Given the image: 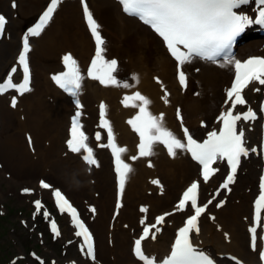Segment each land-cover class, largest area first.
<instances>
[{"label":"bare ground","instance_id":"6f19581e","mask_svg":"<svg viewBox=\"0 0 264 264\" xmlns=\"http://www.w3.org/2000/svg\"><path fill=\"white\" fill-rule=\"evenodd\" d=\"M48 1L0 0V6L10 11L4 37L11 25L20 39L27 35L26 27ZM13 2L15 8L12 7ZM84 2L88 4L105 41L104 58L117 61L113 75L118 81L128 83V88L106 87L87 77V70L95 55V42L85 20ZM7 38L6 44L0 45V76L5 73L11 75L10 68L16 63L21 46V42L17 47L14 41L9 40V35ZM255 43L254 39H250L238 45L236 57L250 54ZM66 54H71L77 61L85 77L79 91L82 130L88 136L87 143L93 148L100 165L90 170L80 154L71 153L67 147L72 116L77 111L74 98L52 79L53 75L66 71L63 64ZM29 56L33 67L31 91L23 95L16 91L0 95V173L11 172L10 187L32 178V184L41 196L50 192L38 186L40 178L36 182L34 178L47 174L53 180L52 187L54 183L65 186V193L75 203L90 208L85 213L96 236V259L92 262L82 257L76 261L78 264H142L134 258L130 244L139 234L137 232L143 224V216L152 221L160 213L158 210L167 208L165 210L171 213L161 223L156 238L149 237L143 243L151 257L164 256L168 250V237L172 239L186 214L176 208L177 196L198 176L199 167L190 159L188 152L178 149L173 158L159 143L153 146L154 155L139 157V136L127 123L138 113V109L124 107L121 101L125 96L140 92L150 100L148 111L157 117L163 114V126L178 139L185 141L183 126L189 127L192 134L201 138L218 126L214 118L226 108L222 102L227 81L234 73L233 65L222 60L213 63L193 59L182 66L186 75V86H182L177 76V64L163 41L137 19L126 15L115 0L60 1L41 34L31 39ZM134 76L137 79L134 80ZM257 87L261 88L252 82L245 89L251 108L257 104L259 91L253 90ZM14 97L16 107L11 105ZM101 103L106 105V117L111 124L115 143L126 149L121 153V158L131 168L126 176L119 207L116 203V172L110 150L98 147L95 140V133L99 131L102 137L99 143L107 142L106 130L99 126ZM214 110H217L216 113L209 119ZM255 124V121H249L240 125L249 149L255 148ZM259 124L260 135L261 121ZM133 156L138 158L133 160ZM218 167L208 183L201 185L203 200L212 196L213 186L224 172L220 163ZM236 177L237 174L234 179ZM77 180L81 187H70ZM154 180L159 183L154 184ZM240 186L241 189H235L231 195L223 191L219 197L224 201L223 207L217 209L211 206L208 213H212V218L202 214L197 225L199 233L192 232L194 243L205 247L220 264H235L226 258L227 254L236 255L246 262L258 260L260 244L252 250L249 236L254 213L253 203L250 208L248 205V192L253 191L254 182L244 180ZM24 197L29 198L30 195ZM92 208H95L94 213ZM116 208L117 215L113 213ZM142 208L147 211L142 212ZM64 217L68 219L66 215Z\"/></svg>","mask_w":264,"mask_h":264},{"label":"snow or ice","instance_id":"6c2138e0","mask_svg":"<svg viewBox=\"0 0 264 264\" xmlns=\"http://www.w3.org/2000/svg\"><path fill=\"white\" fill-rule=\"evenodd\" d=\"M123 6V10L132 16L140 17L145 24L163 38L170 55L177 62V76L179 83L186 86V75L182 70V66L191 63L193 59L200 58L213 63L222 60L229 65H233L235 69V77L231 87L226 92V102L228 108L222 112L218 118V123L222 124L219 131H210L207 139L203 142L195 140L188 132L187 128H183L185 141L178 139L171 131L163 126V114L159 117L152 115L148 111L150 100L143 96L140 92H136L131 96H125L121 103L124 107L137 108L138 113L127 123L132 130L139 136V157H149L154 155L153 146L157 143L163 145L168 154L175 158L177 150L186 151L191 154L193 160L197 161L201 168V174L204 182H207L210 175L218 169H213L212 165L217 160L227 161L230 166V174L226 176L222 187L228 189L229 184L234 182V176L240 163L241 156L247 157L249 151L256 153V148L248 149L245 147L244 131H237V123L241 120L255 121L257 114L251 108L244 113L233 114L237 105H246L247 101L243 95L244 90L248 88L252 82H258L264 85V58L250 57L244 61L234 59L232 56L233 45L237 38L244 33L246 28L252 25L264 26V0H255L257 5V17L253 18L242 12L236 11L242 6L249 5L251 0H119ZM60 0H50V6L41 16L39 22L29 30V33L23 37L22 50L18 53L16 63L22 69V82L13 83L11 75L7 77L5 83L0 84V93L7 89H15L20 95L30 92V69L28 54L30 49V37L39 36L45 26L52 19L53 13L57 8ZM12 7L16 5L13 2ZM83 12L86 18L87 26L91 32L95 42V55L90 62L87 70V77L98 81L104 86H116L128 88L129 84L118 81L113 73L117 69V61L115 59L106 60L103 53L105 52V41L98 31L99 25L93 18V14L89 11L88 4L83 3ZM7 20L5 16L0 15V35H3ZM63 64L66 71L52 76L55 83L66 93L74 98L77 111L74 113L71 121L70 138L67 140L68 150L73 154H80L82 161L89 167H99V162L94 156V150L89 144L88 136L82 130L81 111L82 105L79 101V91L81 82L85 78L80 71L77 61L66 54L63 57ZM11 73H16L17 68L12 67ZM133 79H137L135 76ZM159 83V79L157 78ZM259 91L260 89L254 88ZM165 96L167 93L165 92ZM133 103H129V102ZM139 102V103H135ZM165 103L167 100L165 99ZM12 107H16L15 97L11 101ZM264 111V108L261 109ZM99 126L107 132V142L99 143L102 139L101 133H95L97 146L108 148L114 157L115 171L118 176L119 193L122 195L127 173L131 171L129 164L123 162L121 153L126 151L123 147H118L115 143V137L110 122L106 119V105L101 103L99 106ZM179 118V110H178ZM181 119V124L182 118ZM31 143V138H29ZM264 149V145H262ZM138 157L133 156L135 160ZM149 163V167H151ZM158 184L159 181H153ZM42 189L52 188L48 182L40 181ZM199 183L193 182L183 193L182 199L176 205L177 209L183 210L190 202L194 209V214L187 218L184 226L180 227L171 249L170 255L162 262H154L151 258L146 257L141 251V241L149 234V228L145 227L143 234L135 241V254L145 264H214L211 258L205 252L197 249L190 239V234L195 231L199 233L197 226L198 217L205 212L207 204L197 206V194ZM262 193L256 201L255 219L260 227V213L264 208V178L261 182ZM26 193L29 189L24 190ZM52 195L55 204L61 213H67L71 217L75 229V235L82 238L83 243L81 251L86 248L87 255L94 259L92 236L84 222L80 219L77 209L69 202L59 189H53ZM35 208L39 212L42 204L39 200L35 201ZM211 203V200L208 201ZM120 205L118 204V207ZM217 206H221L218 204ZM91 211L94 213L95 208ZM142 212L147 209L142 208ZM44 218L48 219L49 213H43ZM165 219L164 216L156 218V224H160ZM213 219H215L213 217ZM153 224L156 232L161 229ZM51 230L54 236H59L55 221L50 222ZM251 233V246L253 250L257 247V227L249 229ZM227 238V233H225ZM155 239V236L152 237ZM264 240V237H261ZM235 259V258H233ZM260 259L264 261V249L261 250ZM237 264L239 262L237 261Z\"/></svg>","mask_w":264,"mask_h":264},{"label":"rangeland","instance_id":"374dc122","mask_svg":"<svg viewBox=\"0 0 264 264\" xmlns=\"http://www.w3.org/2000/svg\"><path fill=\"white\" fill-rule=\"evenodd\" d=\"M6 4L11 6L9 2H6ZM0 12L6 13L8 18L10 17V11L4 9L3 6H0ZM7 35H9V40L11 39L14 41L17 47H19L20 35L15 32L12 25L9 27L8 34H6L0 45L3 46L6 44V40H8ZM245 38H248L247 41L250 39H254V41H256L249 53L261 52L259 49L264 44V35L252 34ZM4 76L5 74H2L0 79ZM228 82L229 79L227 83ZM259 98L260 93L258 100ZM216 111L217 110L211 112L209 119H212ZM254 132L255 137L253 139V143L258 146V122H256ZM259 169V156H256L255 153L249 151V155L243 160V165L237 175L235 184H233L234 188L237 190L241 189V183H244V180H248L249 182H254L253 190L255 191L257 187ZM10 175L11 172L0 173V264H10V259L12 257L19 256L21 254L25 255V258L23 261L19 262V260H22V258H20L15 264H53L51 263V259L53 258L56 260V263L67 264V260L71 259V257H79L77 252V243L73 240L72 235H70V230L67 228L64 230V227L66 226V222L64 220L61 221L62 228L64 230L63 235L58 240H54L49 233L44 215L40 214L39 216H33L32 199L39 196L38 193L31 195L29 199L23 197V194L20 193V189L23 186H30V188L34 187L32 184V178H28L26 182L17 184L15 187H10ZM39 177L50 182L53 181L47 174H39L38 177L36 176L34 178V180L36 179L35 182ZM62 187L65 188V186ZM254 191L248 192L250 193V197L248 199L249 208L252 203V197L255 194ZM230 194H232V192ZM43 201L45 206L51 209V199H49V195H44ZM78 205L84 212V208L81 203H78ZM165 209L167 208H162L157 212H164ZM110 212L111 208L109 213ZM162 240L163 238H161V241ZM170 240H168V243H170Z\"/></svg>","mask_w":264,"mask_h":264},{"label":"clouds","instance_id":"9594fccd","mask_svg":"<svg viewBox=\"0 0 264 264\" xmlns=\"http://www.w3.org/2000/svg\"><path fill=\"white\" fill-rule=\"evenodd\" d=\"M70 187H75V188H79V187H81V184H80V182L77 180L75 183H73V184H70Z\"/></svg>","mask_w":264,"mask_h":264}]
</instances>
